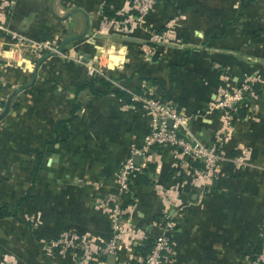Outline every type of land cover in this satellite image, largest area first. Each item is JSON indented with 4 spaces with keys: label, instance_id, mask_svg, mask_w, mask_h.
<instances>
[{
    "label": "rangeland",
    "instance_id": "obj_1",
    "mask_svg": "<svg viewBox=\"0 0 264 264\" xmlns=\"http://www.w3.org/2000/svg\"><path fill=\"white\" fill-rule=\"evenodd\" d=\"M18 1L24 2L25 0ZM32 1L36 5L35 10L30 12L27 19L25 18L23 22L19 23L18 30L14 29V32L28 40L49 45L53 51H60V53L40 50L36 55L30 56L26 51L20 50L18 53L12 54L9 50V39L0 34V63L2 62L8 70V83L7 88L5 87L6 92L0 100V112L10 93L16 87H24L14 95L10 103L11 108L9 107L6 116L0 120V206L6 204L9 210H13L15 207L17 210L15 219L11 217L0 219V264H32L31 259L28 260L27 256L30 258L32 255L31 248L33 246L28 247L26 242L21 240L23 238L27 240L39 239V258L35 264H60L57 262V256L62 258L67 255L73 261L77 259L76 263L81 261L82 264H90V262L91 264H106L105 256L101 257L98 248L103 249L114 236L117 237V249L113 256L116 257L118 264H137L139 259L133 258L137 253L131 249L132 243L137 241L132 238L135 226H132L133 223L127 212L120 213L121 217L115 219L118 217H115L112 211L113 205H121L126 199L129 202H135V191L130 192L128 189L126 193L121 192L122 188L117 178L119 170L133 153H140V158L145 162L140 173L146 171L148 165H153V157L164 159L169 167L168 171L172 172L164 184L156 182L157 192L162 195L161 199L164 200V203H161V211L155 215L152 234L147 232L154 236L165 217L171 220L173 224V228L169 231L171 246L169 253H166L165 262L167 259L175 262L177 259H181L187 261L188 264H219L209 260L211 255L206 250L194 253L193 258L181 254L174 240L172 244L171 235L175 233L178 226L184 229L182 225L185 224L187 229L182 235L189 238L192 231L193 237H195V234L198 235L205 230V224L207 227H212L214 222L213 225L217 227L219 223L223 222V215L215 213L216 217L209 216L207 204L212 195H221L223 200L227 197L226 191L230 188V193L237 192L238 172L254 168L253 152L256 153V151L250 144L255 139V134H252V128L249 125L256 124L260 118L264 117L262 113L264 112V108H262L264 101L262 104L260 103L261 97L264 96V73L260 71L257 75L244 74L237 82H233L232 76L228 74L220 76L222 80L218 81L220 84L216 97L211 98L207 103L208 118L199 117L198 122L206 121L207 125V128L203 130V135H197V130L193 126L197 113L195 116H189L181 107L176 109V104L169 99L170 97L163 101H160L158 97L153 99L151 97L153 92H149L145 85L144 87L140 86L138 88L140 91L135 93L137 97H141L138 99L140 107L137 109L148 119L141 144L129 148L126 156L119 162L117 169L110 177L111 180H103L98 183L83 181L79 183V186L82 184V189L77 188L81 191L72 193L75 188L71 182L66 177L64 178L66 183L63 182V174L68 173L64 171V168L68 167L62 164L58 166V171L52 167L57 164L56 153L60 148L54 149L48 145L55 138L58 142H64L67 136L61 128L62 125H58L56 129L54 125L56 121L64 119L62 105L65 101H69L67 96L70 95L69 93L75 85L85 81L96 83L102 79L111 85L117 84V76L120 74L116 67L122 65L121 69L128 66L130 61L135 62L136 60L142 66L150 62H157L160 57L155 51H157L156 47L160 45V42H154L151 39L148 42L142 40L143 45L141 44L137 48L133 47V44L124 43L123 40L112 43L110 39L105 44L97 45L93 39L95 36L99 37H96L98 40H103L105 38L102 37L109 35L126 39L125 35L128 34V32L122 35L116 33L104 23L105 18L99 20L98 29H101L102 23L104 27L102 33L93 30L86 37L76 39L75 36L70 37L76 33L72 29L75 21L65 19L67 8L65 0ZM171 1L180 4V0ZM16 2L17 0H0V16L4 17L6 26L14 16ZM21 8L29 11L26 6ZM181 19V16L176 14L168 20L169 22L166 21L167 23L165 22L160 30H151L153 33L167 31L172 40L163 42V44H172L175 41L176 31L180 29L178 21ZM142 28L145 29L147 26ZM67 38H72V40L60 48L62 41ZM112 45L121 49L120 59H110L109 54L105 51ZM148 47H153L154 53L151 54V51L146 53ZM118 62L120 65H116ZM33 73H35V81L31 84ZM95 87L99 88L97 85ZM238 92L240 93L238 94ZM54 99L60 102V108L54 109L51 103ZM151 101L169 103L179 113V117L183 118L184 123L175 127V133L179 139H184L191 147L197 142L206 152L213 149L215 159L211 165L204 167L198 161L188 160L186 154L179 158L173 157L174 148L169 145H153L145 149L144 138L149 133L151 124L149 105ZM14 105L16 107L12 109ZM73 105L71 109H73ZM199 111L202 112L203 109L201 108ZM242 126H246L249 131L242 130ZM55 130L57 137L53 133ZM246 142L248 145H245ZM77 151L78 148L72 151L76 157H78ZM53 152L55 154L50 155ZM260 154L264 155V152H260L258 157ZM37 159L40 160V170H42L38 172V175L45 176L49 173L51 177L56 176V181L54 183L52 177L50 182H47L45 178L43 187L35 185V190L31 191L30 183L34 181L31 176L32 168ZM74 161L76 160H73L72 166L77 170ZM191 162L197 166L191 165ZM227 169L230 171L229 174ZM179 171H182L184 176L178 179ZM71 172L77 176L81 175L79 170H71ZM153 173L154 169L150 178ZM173 176L175 177L173 178ZM37 179L36 177L35 180L37 181ZM27 188L29 190L26 193ZM64 207L82 208L79 212L82 215L87 212V209L92 213L96 209L100 210L101 218L107 224V236L103 240L96 241L94 239L96 236L87 230L82 233L72 230L71 225L77 222L76 218H79L78 214H75L78 210H72V212L75 211L73 212L75 216L73 221L65 212ZM130 208L132 207H129L128 212ZM169 209L177 210L176 215L169 214ZM193 215L199 218V221L198 226L191 230ZM211 216L213 217L211 218ZM231 219L234 218L231 217ZM236 219L242 224L236 228L232 235L231 262L226 264H264L262 251L264 247V214L257 215L249 209V212L243 214V217L236 215ZM124 220H126L125 223H123ZM114 223H116L115 231L112 229ZM47 227H51V229ZM43 228H47V230L43 232ZM212 229V232L206 230L207 233H214L218 228ZM22 232L23 234H21ZM57 241L61 242L54 247L53 245ZM257 243L261 245L259 250L256 249ZM196 244L197 238L191 240L189 245L195 247ZM98 255L100 256L98 257ZM216 258L222 259L223 251L216 253Z\"/></svg>",
    "mask_w": 264,
    "mask_h": 264
},
{
    "label": "crops",
    "instance_id": "obj_2",
    "mask_svg": "<svg viewBox=\"0 0 264 264\" xmlns=\"http://www.w3.org/2000/svg\"><path fill=\"white\" fill-rule=\"evenodd\" d=\"M27 2L26 0L24 2L17 0L14 16L9 21L10 27L4 24L8 31L18 30L19 23L23 22L25 18L27 19L30 12L35 10V3L32 0ZM65 2L67 4L65 19L75 21L72 29L76 33L70 37L75 36L76 39L86 37L93 30H98L99 33L104 31L103 23L101 29H98L99 20L103 18L100 14L103 5H106L110 10H114L121 18L124 16L120 13L129 11V0H65ZM176 3H172L171 0L156 1L153 9L145 18L144 27L147 26V28L133 27L125 35L126 39L114 35L102 37L105 39H100L101 41L97 39L99 38L97 36L93 39L97 45H100V43L105 44L106 41L111 39L112 43L123 40L124 43L133 44V47L138 48L141 46L142 40H147V42L150 40L151 29L160 30L166 21L176 14L180 15L182 19L178 21L180 29L176 31L175 41L172 44L165 43L156 47L157 51L155 52H158L159 60L144 64V66L136 60L135 62L130 61L128 66L121 69L122 65L119 62L116 63V65H120L116 67L119 69L117 72L120 75H116L118 83L113 84L112 87L129 93L132 95L133 100L139 102L135 89L145 85L146 89L151 90L150 92L156 90L147 81L140 80L137 72H142L145 78L155 80L163 88L170 87L169 99L179 104V107L187 115L195 116L197 113L194 117L193 122L195 123H193V126L197 130V135H203V130L207 128L206 121L202 123L198 121L200 120L199 117L208 118L207 103L210 102L211 98L216 97L218 90L216 75H218L219 81L222 80L220 76L228 74L232 76L233 82H237L244 74L257 75L260 71L264 73V0H180V4ZM22 6H26L29 11L22 9ZM105 51L109 54L110 59H120L121 49L116 45L110 46ZM184 52L188 53L185 59L183 56L184 65L182 67L172 66L174 68L171 69V65L180 63L181 55ZM162 53L163 56H161ZM7 78L8 70L1 62L0 100L6 92ZM86 82L78 83V85ZM74 88L67 96L69 101H65L62 105V116L64 118L69 116L72 104L76 103L78 105L77 110L74 112V119L67 126L68 134L65 135V141L48 143L54 149L60 148L59 152L56 153L57 164L52 165V167L55 171H58V166L62 164L68 167L64 168V171L68 173L63 174V182L66 183L65 177L71 182L75 188L74 190L70 188V190H73L72 193L81 191L77 188L82 189L83 186L82 184L79 186V183L83 181L98 183L103 180H111L110 177L117 169L119 162L126 156L129 148L141 144L143 131L148 124L147 117L140 110L134 106L123 104L122 101L110 93L94 96L86 89L74 93ZM263 101L264 96L261 97L260 103L262 104ZM51 103L54 109L61 106L56 99L52 100ZM201 108L203 109L202 112L199 111ZM262 108H264V104ZM262 113L264 116V112ZM249 127L252 128V134H255V139L251 144L249 143L256 151V153L253 152L254 168L238 172L239 185L237 192L230 193V188L226 191L227 197L223 200L221 195H212L207 204L209 216L223 215V222L219 223L217 227L213 225V221L212 227H207V224H205V230L198 233V235L195 234V237H193L192 231L189 238L182 235L187 229L185 224L182 225L184 229L178 226L175 233L171 235L173 238L172 244L174 240L180 253L189 258H193L196 252L206 250L211 255L209 260L213 262L219 264L231 262V238L236 228L242 224L236 219V215L243 217V214L248 213L249 209L257 215L264 214V155L260 154L258 157L260 152H264L262 151L264 150V117L260 118V121L256 124L249 125ZM241 129L249 131L246 126H242ZM245 145H248V142ZM77 148L78 157L72 153ZM54 154L55 152L50 155ZM73 160H76L74 164L77 170L72 166ZM153 160L152 184L142 185L135 189V202L128 212L130 221L133 223L132 226H135L134 230L139 235L137 242L141 239L140 243L144 239L142 236L147 235V232L152 234L154 217L161 211V203H164V200L161 199L162 195L157 192L156 182L164 184L166 178L169 177L167 162L157 157H153ZM139 161H141V158H139ZM36 165L38 166L34 171ZM71 170H79L82 173L80 172L81 175L77 176ZM39 171H42L40 170V160L32 168L31 176L34 181L30 183L29 188H31V191L35 190V185L38 187L42 185L41 187H43L45 178L47 182H50L52 177L54 183L56 181L55 175L52 177L49 173L45 176L38 175ZM227 172L229 174L230 171L227 169ZM36 177L38 178L37 181L35 180ZM177 177L179 179L180 176L177 175ZM29 188L25 190L26 193ZM64 209L71 220L75 218L73 215L75 211L72 212V210H78L75 214H78L79 218H76L77 222L71 225L72 230L75 232L82 233L87 230L90 234L96 236L94 238L96 241L103 240L107 236V224L101 218L100 210L96 209L92 213L88 212L87 209V212L82 215L79 213L82 208L64 207ZM176 211L168 210L169 214L173 216L176 215ZM231 217L234 219H231ZM192 220L191 230L198 226L199 218L193 215ZM64 224L66 225L65 222ZM47 228L51 229V227ZM47 228H43V232ZM212 228L218 229L214 233L208 234L207 231L212 232ZM196 238L197 246L189 245L191 240L193 241ZM21 240L26 242L28 247L33 246L31 248L32 255L30 258L27 256V258L28 260L31 259L32 264H35L37 258H39V239L27 240L23 238ZM137 242L132 243L131 249L133 252H135L134 246L139 245V242ZM219 251H223L222 259L216 258V253ZM56 259L60 264H82L81 261L76 263L77 259L73 261L68 255L62 258L57 256ZM169 261L170 259H167L165 263L188 264L187 261L181 259H177L176 262ZM105 262L106 264H118L116 257L113 255L105 256Z\"/></svg>",
    "mask_w": 264,
    "mask_h": 264
},
{
    "label": "built area",
    "instance_id": "obj_3",
    "mask_svg": "<svg viewBox=\"0 0 264 264\" xmlns=\"http://www.w3.org/2000/svg\"><path fill=\"white\" fill-rule=\"evenodd\" d=\"M155 0H129V11L125 13H120L124 15V17L120 20L115 18H111L109 20H105L104 23L109 26L112 30H114L118 34H124L130 31L133 27H143L145 26V18L151 12L155 5ZM134 13V14H130ZM0 34L6 36L9 39V50L12 54L18 53L20 50L26 51L30 54V56L36 55L40 50L44 52L52 51L51 53H60V51H53V49L46 44H41L34 42L32 40H28L21 35H18L15 32L8 31L4 26V17L0 16ZM150 39L154 42H163L171 41L172 38L169 37L167 31H161L159 33H151ZM155 49V47H154ZM153 52V47H148L147 52ZM11 58V57H10ZM90 71V70H88ZM102 75V73H101ZM149 92L151 90H148ZM240 92H238L239 94ZM225 96V94H223ZM141 98V97H140ZM137 97V99H140ZM144 98V97H143ZM153 100V99H149ZM161 101V100H160ZM160 101L153 102L151 101L150 110H151V124L149 126V133L144 138L145 149L153 146V145H169L174 148L173 157L183 156L186 154L188 160L198 161L204 167L211 165L214 161V151L211 148L209 151H205L202 148V145L195 142L194 146L191 147L189 143L185 142L184 139H179L176 135L175 127L178 125H182L184 123L183 118L179 117V113H177L171 105L162 103ZM168 121H171V124L168 126ZM187 140V137H185ZM138 156L140 158V153L131 154L130 158L127 159L122 166V169L118 172V181L121 185V192L126 193L128 191V182L133 177L135 173H140L142 168H144L145 162L143 159L139 161L137 164L134 162L133 158ZM184 163V162H183ZM188 163V161H187ZM130 206L123 208L122 204L118 206L112 207V211L115 219H119L121 217L122 212H127ZM121 209V210H120ZM120 214V215H119ZM126 220L123 221L125 223ZM161 227L157 228L156 233L152 236V244L149 251L144 255V257L140 255H135L133 258H138L139 261L137 264H164L166 253H169V249L171 246L169 231L173 228V224L171 220L168 218H164L162 221ZM116 223L112 224V229L115 231ZM139 235L137 232L133 231L132 238L138 239ZM147 235L142 236V238H146ZM117 237L114 236L113 239L103 248H98L101 257L107 255H114L117 249ZM141 240V239H140ZM140 240H138L140 244ZM61 242V241H59ZM57 241L53 246L56 247L59 245ZM134 241L133 243H136ZM137 242V243H138ZM264 253V247L262 249ZM100 255H98L99 257Z\"/></svg>",
    "mask_w": 264,
    "mask_h": 264
},
{
    "label": "trees",
    "instance_id": "obj_4",
    "mask_svg": "<svg viewBox=\"0 0 264 264\" xmlns=\"http://www.w3.org/2000/svg\"><path fill=\"white\" fill-rule=\"evenodd\" d=\"M101 16H103V18H105L106 20H109L111 18H115V19H122L120 16L117 15V13L114 10H110L106 5H103V7L101 8L100 11ZM187 52L182 53L181 58H180V63L176 64L175 67H182L184 65L183 62V56L184 59L187 56ZM154 61H156V59H153ZM171 69L174 67H170ZM137 74L139 75L140 80H145L148 82V84L152 85L155 87L156 90H154V92L152 93L153 95L151 96L153 99L155 97H158L159 100H166L168 98V95L171 91V88H163L158 82H155V80L153 79H149V78H145L142 74V72H137ZM218 75H216V85H219L220 83L218 82ZM99 86V88L97 89L95 86ZM86 89L91 95L94 96H102L105 94H112L115 98L119 99L120 101H122L123 104L125 105H130V106H134L136 108L140 107V103L133 100L132 95H130L129 93L123 91V90H118V89H113L112 85L109 82L103 81L102 79L98 80L96 83L93 82H86L85 84L82 85H78L75 86L74 88V93H77L81 90ZM140 90L137 88L135 89V93H138ZM149 96V95H148ZM176 104V103H175ZM180 105L176 104L175 108L179 109ZM16 105H14L12 107L15 108ZM11 108V106H10ZM78 105L75 103L73 105V109L69 112V116L67 118L64 119H60L58 121L55 122V129L57 128L58 125H62V130L64 132L65 135L68 134L67 131V126L72 122V120L74 119V112L77 110ZM233 120H236V118H233ZM54 135L57 137V132L56 130L53 132ZM53 142H58L55 138V140ZM40 158V156L38 157V159ZM36 161V164H38V160ZM191 165H195L197 166L194 162H191ZM37 166L34 168V171L37 169ZM153 165H148L146 171H143L142 173H135L133 175V177H131V179L128 182V188L130 190V192L135 191V189L139 186L142 185H151L152 184V180L150 178V174L152 173L153 170ZM145 170V169H143ZM172 174L171 171H168V176L170 177ZM178 175L180 176V178H182L184 176L182 171L178 172ZM18 203H20L18 201ZM133 202H129V200H125L122 202V207H128V206H132ZM17 216V210L16 207L13 210H9L8 206L6 204H3L0 206V219H4L7 217H11V218H16ZM155 218V217H154ZM152 236L153 235H149L147 234V237L145 239L142 240V242L139 245L134 246L135 252L137 253V255L140 256H144L150 249L151 244H152ZM261 245L260 243L256 244V249H260Z\"/></svg>",
    "mask_w": 264,
    "mask_h": 264
},
{
    "label": "water",
    "instance_id": "obj_5",
    "mask_svg": "<svg viewBox=\"0 0 264 264\" xmlns=\"http://www.w3.org/2000/svg\"><path fill=\"white\" fill-rule=\"evenodd\" d=\"M155 1H159V0H155ZM71 40H72V38H67V39L63 40L62 43H61L60 48L62 47L63 44H65V43H67V42H69V41H71ZM45 58H46V57H45ZM35 70H36V68H35ZM34 79H35V73H33V76H32V78H31V84L33 83ZM23 88H24V87H16V88L10 93V95L7 97V99H6L5 103H4L3 109H2V111L0 112V120H2V119L6 116V114L8 113V111H9V107H10V103H11V100H12V98L14 97V95H16V93L19 92V91H21ZM170 124H171V121H168L167 125L169 126ZM133 160H134V162L137 164V163L139 162V157H138V156H135V157L133 158ZM108 258L111 259L110 256H108Z\"/></svg>",
    "mask_w": 264,
    "mask_h": 264
}]
</instances>
